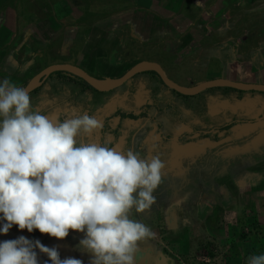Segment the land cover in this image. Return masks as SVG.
<instances>
[{
    "label": "rangeland",
    "instance_id": "1",
    "mask_svg": "<svg viewBox=\"0 0 264 264\" xmlns=\"http://www.w3.org/2000/svg\"><path fill=\"white\" fill-rule=\"evenodd\" d=\"M231 4L234 9L223 10L224 25L206 26L210 43L195 41L189 49L187 39L177 41L184 49L175 59L174 46L155 37L176 29L178 10L183 19L189 17L191 0H0V78L24 87L44 67L66 59H78L101 77H118L141 60L160 61L175 81L218 71L264 77V0ZM218 46L226 58L209 65ZM192 62L203 64L187 68ZM224 89L187 97L146 72L99 92L62 73L30 95L49 118L86 112L102 121L103 131L89 140H109L118 150L132 148L149 156L157 143L165 178L153 193L156 203L143 213L156 238L140 244L139 264H245L259 248L257 254L264 251V93ZM221 102L237 109L210 116L207 106L220 108ZM20 234L56 246L62 259L88 264V254L78 247L82 233L70 230L57 240L35 230L20 233L14 226L0 240ZM39 259L43 264L47 257L40 254Z\"/></svg>",
    "mask_w": 264,
    "mask_h": 264
},
{
    "label": "clouds",
    "instance_id": "2",
    "mask_svg": "<svg viewBox=\"0 0 264 264\" xmlns=\"http://www.w3.org/2000/svg\"><path fill=\"white\" fill-rule=\"evenodd\" d=\"M103 129L86 112L49 118L25 87L0 78V236L15 226L63 240L71 230L82 233L88 264H139L140 244L156 238L143 213L156 203L166 165L157 143L149 156L87 139ZM40 254L43 264H84L23 234L0 240V264H41ZM245 264H264V251Z\"/></svg>",
    "mask_w": 264,
    "mask_h": 264
},
{
    "label": "crops",
    "instance_id": "3",
    "mask_svg": "<svg viewBox=\"0 0 264 264\" xmlns=\"http://www.w3.org/2000/svg\"><path fill=\"white\" fill-rule=\"evenodd\" d=\"M147 2H150L151 0H146ZM203 2V0H191L192 2V10L190 12L189 17H185V19L182 18V16L179 14V10L176 14L177 19L179 20L180 23H178L176 25V29L174 30H162L160 31L158 34V37H155V39L157 38L160 42H165V46L167 44V46L170 44H172L174 46V48H171L173 51H175V56L172 55L173 58H177L178 55L182 50L184 49V47H180L177 45V41L179 43H182V41H184L185 39H187V41L190 43L188 44V47H190L189 49H191L192 44H195V41L198 43H202V41H206L207 43H210V38L205 37L204 32H205V28L208 25L209 27L215 26L217 25L218 22H221V26L225 24V16L227 17V14L225 12H229V10L234 9L235 6H233L231 3L232 1L235 0H210L209 3L205 6H203L202 8H199L198 5L200 2ZM205 2V0H204ZM194 3V4H193ZM203 4V3H202ZM201 4V5H202ZM196 5V8L193 6ZM232 5V6H231ZM239 6H243L242 3L238 4ZM206 9V11H204ZM202 10V11H201ZM225 12H224V11ZM202 12L199 14V12ZM206 13V14H204ZM222 13V14H221ZM223 15V16H220ZM231 22V21H229ZM4 27V26H2ZM190 27V28H189ZM188 31V32H187ZM179 32H182V34H178ZM1 34V33H0ZM149 33L147 34V38L149 39L150 36L148 37ZM181 35V36H180ZM180 36V38H179ZM209 41V42H208ZM213 42V41H211ZM214 42L219 43V40H214ZM229 43V42H228ZM231 43H233V41L231 40ZM224 47L222 46H218L215 47L214 50H212V53L210 54V58H209V62L208 64H214V63H222L221 61L224 60V55L226 54L225 52L222 51ZM233 55V53L231 55H229V58ZM160 62V61H159ZM203 64L198 63L197 62H192V64L190 66H187V68H191L195 65H199ZM196 67V66H195ZM166 70V72L168 73V70L166 68H164ZM192 73V71L190 72ZM216 77H227L230 79H234V80H239V81H247V82H259V83H264V77L259 76V77H253L247 73L245 75H237L234 72H228L227 74H223V71L221 72H209L206 77H194L192 76V74L186 76V77H181L178 78L177 82H180V84L183 85H194L195 80L197 82H201L204 80H208V79H213ZM196 82V84H197ZM224 89V88H223ZM228 89V88H227ZM225 90V89H224ZM193 98V97H192ZM191 99V98H190ZM222 104H220V108L219 107H211V105H208V114L212 117H216L218 116L220 118V116H222V113L224 111V109H230V110H235L236 105L235 104H229L226 105L225 103L221 102ZM224 106V107H221ZM241 106V103L239 104V107ZM228 121V119H227ZM182 127H184V124L182 125ZM186 127V126H185ZM247 176H245L244 178H246ZM262 247V244H261ZM260 251V248L257 250V253ZM254 253V254H257Z\"/></svg>",
    "mask_w": 264,
    "mask_h": 264
},
{
    "label": "water",
    "instance_id": "4",
    "mask_svg": "<svg viewBox=\"0 0 264 264\" xmlns=\"http://www.w3.org/2000/svg\"><path fill=\"white\" fill-rule=\"evenodd\" d=\"M60 71L68 72L73 76L82 79L91 88L99 92H109L123 85L125 82L139 73L152 71L159 76L160 80L165 86L184 96H196L205 90L213 88H229L241 92L264 93V83L239 81L227 77H216L198 82L197 84L190 86L183 85L172 79L159 62L151 60H141L136 62L130 68H128L126 72L118 77H98L91 74L83 67L70 62L53 63L44 67L37 74L31 77L24 87L29 91L30 94L36 88L41 86V84L51 74Z\"/></svg>",
    "mask_w": 264,
    "mask_h": 264
},
{
    "label": "flooded vegetation",
    "instance_id": "5",
    "mask_svg": "<svg viewBox=\"0 0 264 264\" xmlns=\"http://www.w3.org/2000/svg\"><path fill=\"white\" fill-rule=\"evenodd\" d=\"M64 62H70V63H73V64H77V65H79V66H81L80 64H78V59H76V60H74V61H72L71 59H66ZM158 62V61H157ZM82 67V66H81ZM60 72H63V73H66V74H69V75H71V76H73L72 74H70V73H68V72H64V71H60ZM126 72V71H125ZM147 72H152V71H147ZM56 73V72H55ZM55 73H53V74H51L42 84H41V86H39L38 88H36L32 93H35L40 87H42L45 83H46V81L52 76V75H56ZM91 73V72H90ZM124 73V72H123ZM122 73V74H123ZM142 73H146V72H142ZM152 73H154V72H152ZM92 74V73H91ZM121 74V75H122ZM139 74H141V73H139ZM139 74H137V75H139ZM154 74H156V73H154ZM94 75V74H93ZM121 75H119V76H121ZM137 75H135L134 77H136ZM157 75V74H156ZM95 76H98V75H95ZM158 76V75H157ZM73 77H75V76H73ZM98 77H101V76H98ZM134 77H132V78H134ZM159 77V76H158ZM75 78H78V77H75ZM131 78V79H132ZM79 79V78H78ZM131 79H129V80H131ZM128 80V81H129ZM159 80H160V78H159ZM127 81V82H128ZM161 81V80H160ZM127 82H125V83H127ZM162 82V81H161ZM124 83V84H125ZM84 84V83H83ZM123 84V85H124ZM86 85V84H85ZM87 86L88 87H90L88 84H87ZM122 86V85H121ZM120 87V86H119ZM118 88V87H117ZM93 89V88H92ZM116 89V88H115ZM95 90V89H94ZM114 90V89H113ZM112 91V90H111ZM174 91V90H173ZM176 92V91H175ZM32 93H30V95L32 94ZM177 94H179V93H177ZM181 95V94H180ZM187 97H192V96H187ZM127 113V112H126ZM130 114L131 113H128V115L130 116ZM132 115H134L133 113H132ZM61 118H63V115H59ZM127 116V115H126ZM132 117V116H131ZM226 126V125H225ZM224 126V127H225Z\"/></svg>",
    "mask_w": 264,
    "mask_h": 264
},
{
    "label": "trees",
    "instance_id": "6",
    "mask_svg": "<svg viewBox=\"0 0 264 264\" xmlns=\"http://www.w3.org/2000/svg\"><path fill=\"white\" fill-rule=\"evenodd\" d=\"M63 72H56L55 74H62ZM79 80L82 82V83H84V84H86L82 79H80L79 78ZM87 85V84H86ZM229 89V88H228ZM231 90H233V89H231ZM119 115L121 116V117H124V116H126V115H128V113H126V112H119ZM130 116H132V118H136V116H134V115H132V114H130Z\"/></svg>",
    "mask_w": 264,
    "mask_h": 264
}]
</instances>
